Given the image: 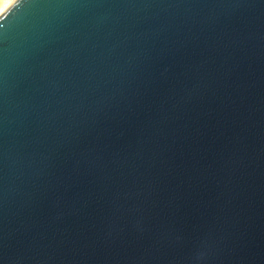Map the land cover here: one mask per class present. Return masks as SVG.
I'll return each mask as SVG.
<instances>
[{
    "label": "water",
    "instance_id": "water-1",
    "mask_svg": "<svg viewBox=\"0 0 264 264\" xmlns=\"http://www.w3.org/2000/svg\"><path fill=\"white\" fill-rule=\"evenodd\" d=\"M0 264H264V0L0 11Z\"/></svg>",
    "mask_w": 264,
    "mask_h": 264
},
{
    "label": "bare ground",
    "instance_id": "bare-ground-1",
    "mask_svg": "<svg viewBox=\"0 0 264 264\" xmlns=\"http://www.w3.org/2000/svg\"><path fill=\"white\" fill-rule=\"evenodd\" d=\"M12 0H6L5 3L0 7V11H2Z\"/></svg>",
    "mask_w": 264,
    "mask_h": 264
},
{
    "label": "rangeland",
    "instance_id": "rangeland-1",
    "mask_svg": "<svg viewBox=\"0 0 264 264\" xmlns=\"http://www.w3.org/2000/svg\"><path fill=\"white\" fill-rule=\"evenodd\" d=\"M6 0H0V7L5 3Z\"/></svg>",
    "mask_w": 264,
    "mask_h": 264
}]
</instances>
